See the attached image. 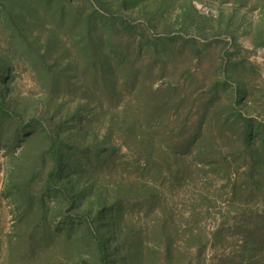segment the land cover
I'll return each mask as SVG.
<instances>
[{"label":"rangeland","instance_id":"374dc122","mask_svg":"<svg viewBox=\"0 0 264 264\" xmlns=\"http://www.w3.org/2000/svg\"><path fill=\"white\" fill-rule=\"evenodd\" d=\"M0 104V264H264V0H0Z\"/></svg>","mask_w":264,"mask_h":264},{"label":"trees","instance_id":"16d2710c","mask_svg":"<svg viewBox=\"0 0 264 264\" xmlns=\"http://www.w3.org/2000/svg\"><path fill=\"white\" fill-rule=\"evenodd\" d=\"M118 23H119V25H124V22L123 21H121V20H116ZM126 27V29L127 30H131V29H133L131 26H125ZM0 114L2 115V116H4V117H6L7 115H6V111H5V109H4V107H3V105L2 104H0ZM51 149L52 150H54V146H52L51 147ZM58 159L56 158V161H57ZM102 261H103V263H106V257H105V255L102 253Z\"/></svg>","mask_w":264,"mask_h":264}]
</instances>
